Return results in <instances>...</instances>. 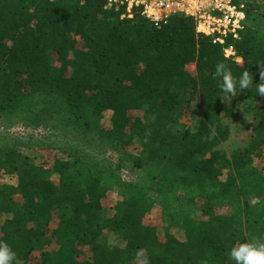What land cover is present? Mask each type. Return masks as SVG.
<instances>
[{"label": "trees", "instance_id": "obj_1", "mask_svg": "<svg viewBox=\"0 0 264 264\" xmlns=\"http://www.w3.org/2000/svg\"><path fill=\"white\" fill-rule=\"evenodd\" d=\"M105 4L0 0V119L49 132L0 146V218H8L0 242L16 253L13 264H133L135 256L141 264H235L232 247L264 242V168L255 164L263 161L264 97L245 89L260 104L254 138L219 157L213 148L227 138L223 121L239 93L224 98L215 71L223 62L260 82L264 5L249 3L239 39L228 40L238 62L199 35L192 17L156 27ZM196 92L203 119L193 130L179 117L197 118ZM104 147L119 159L101 164ZM136 148L142 157L130 154ZM127 162L148 164V178L124 180ZM107 232L123 245L107 244Z\"/></svg>", "mask_w": 264, "mask_h": 264}, {"label": "rangeland", "instance_id": "obj_2", "mask_svg": "<svg viewBox=\"0 0 264 264\" xmlns=\"http://www.w3.org/2000/svg\"><path fill=\"white\" fill-rule=\"evenodd\" d=\"M239 3H243L244 5L248 6L249 3H252L253 5H264V0H239ZM250 8L253 9L252 6ZM243 29V28H242ZM242 62V59L239 61ZM187 71L195 76L197 74V69L195 64H191L187 67ZM193 110H198L199 114L196 119H191L189 116H181L179 117V122L182 121L183 123L191 126L193 130H197L200 120L203 119V108L200 107V95L199 92H196L193 94L192 103H191ZM260 108V104L258 101H252L245 97V89H243L237 96L236 101V113L233 117L225 119L223 121V128L226 130L227 138L226 140H222L219 144L215 145L213 148V153L218 154L219 157H226L231 158L233 153L236 150L247 148V146L250 144L254 136L251 132V127L256 121V111ZM143 112H137L135 116H139L142 118ZM106 118H109V114H106ZM36 132H41L37 133ZM34 135H49L48 130H33L30 128H27L24 124H9L0 119V146L3 145L8 138H25L29 136ZM216 136V132L212 131V138ZM72 139H75L74 136L71 137ZM77 144L80 145H86L87 141L77 138ZM26 147L27 143L30 144L28 141L24 142ZM96 146V144H93ZM75 146V145H74ZM77 147V146H76ZM75 147V148H76ZM48 149V150H46ZM43 148L44 154H46L47 157L54 156L55 150H52L51 148ZM35 155H38L40 159H44L40 153H38L39 147L34 146L33 149H31ZM36 152V153H35ZM100 154H103L104 160L101 164H109L112 161H116L119 159V156L113 152L111 149H101ZM130 154H134L136 156L142 157V150L139 148H136L133 152H130ZM263 161L260 159H255V164L259 166V168H264V148H263ZM145 170H149V165L146 164L143 168H138L134 163L127 162L125 164V168L121 170L120 174L121 177L124 178L127 182L134 181L137 178V175H139L140 180H146L148 178V175L145 174ZM136 174V175H135ZM117 202L116 198H108L105 202V206L108 208H111L112 205H115ZM109 210L108 216L113 214V210ZM7 217L0 218V225L2 222H4ZM156 221H153V224H155ZM105 239L107 241V244L111 246H117V245H123V241L121 238H119L114 233L107 232L105 234ZM136 258L133 261V264H141V257L135 256Z\"/></svg>", "mask_w": 264, "mask_h": 264}, {"label": "built area", "instance_id": "obj_3", "mask_svg": "<svg viewBox=\"0 0 264 264\" xmlns=\"http://www.w3.org/2000/svg\"><path fill=\"white\" fill-rule=\"evenodd\" d=\"M106 9H115L121 18L132 19L137 14L146 17L156 27H161L176 16L195 19L199 35L211 38L221 45L227 58L241 60L229 39H239L246 18V5L234 0H102Z\"/></svg>", "mask_w": 264, "mask_h": 264}, {"label": "clouds", "instance_id": "obj_4", "mask_svg": "<svg viewBox=\"0 0 264 264\" xmlns=\"http://www.w3.org/2000/svg\"><path fill=\"white\" fill-rule=\"evenodd\" d=\"M261 68L260 82L254 83L253 74L249 70H244L239 76H234L232 71L221 62L216 65L215 76L219 78V87L224 98L234 97L243 89L254 88L257 96L264 97V66ZM230 259L235 264H264V242L243 243L231 248ZM16 253L6 243L0 242V264H13Z\"/></svg>", "mask_w": 264, "mask_h": 264}]
</instances>
